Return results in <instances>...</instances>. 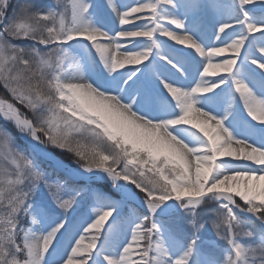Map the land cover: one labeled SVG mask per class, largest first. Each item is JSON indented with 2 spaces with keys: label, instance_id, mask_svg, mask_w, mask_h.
I'll return each instance as SVG.
<instances>
[{
  "label": "snow or ice",
  "instance_id": "snow-or-ice-1",
  "mask_svg": "<svg viewBox=\"0 0 264 264\" xmlns=\"http://www.w3.org/2000/svg\"><path fill=\"white\" fill-rule=\"evenodd\" d=\"M0 88V264H264V0H0Z\"/></svg>",
  "mask_w": 264,
  "mask_h": 264
},
{
  "label": "rangeland",
  "instance_id": "rangeland-1",
  "mask_svg": "<svg viewBox=\"0 0 264 264\" xmlns=\"http://www.w3.org/2000/svg\"><path fill=\"white\" fill-rule=\"evenodd\" d=\"M15 2H16V0H13V3L15 4ZM2 94H5L4 93V91H3V89L1 88L0 89V95H2ZM21 111L22 112H25L26 110L25 109H23V108H21ZM27 115H29L30 117H31V113H27ZM9 129H12L10 132H12V134L14 135V136H19V134L18 133H16L15 131H14V129L11 127V125H8L7 126ZM18 142H20V141H18ZM204 235H205V237H206V239H210V240H215L216 242H217V245L219 246V249H224V248H226L227 247V245H226V241H223V240H218L216 237H215V234L214 233H209L208 231H205V233H204ZM207 247V246H206ZM211 251H213V253L215 254L217 251H218V249H211Z\"/></svg>",
  "mask_w": 264,
  "mask_h": 264
},
{
  "label": "bare ground",
  "instance_id": "bare-ground-1",
  "mask_svg": "<svg viewBox=\"0 0 264 264\" xmlns=\"http://www.w3.org/2000/svg\"><path fill=\"white\" fill-rule=\"evenodd\" d=\"M163 39H166V38H163ZM169 43H174V42H169ZM175 47H183L182 45H175ZM216 59H220V58H216Z\"/></svg>",
  "mask_w": 264,
  "mask_h": 264
},
{
  "label": "trees",
  "instance_id": "trees-1",
  "mask_svg": "<svg viewBox=\"0 0 264 264\" xmlns=\"http://www.w3.org/2000/svg\"><path fill=\"white\" fill-rule=\"evenodd\" d=\"M1 89V88H0ZM0 96H6V94H2V95H0ZM12 129H10V131H11Z\"/></svg>",
  "mask_w": 264,
  "mask_h": 264
}]
</instances>
